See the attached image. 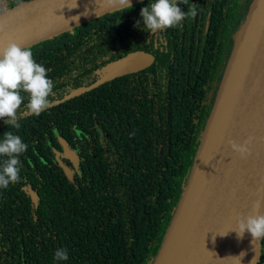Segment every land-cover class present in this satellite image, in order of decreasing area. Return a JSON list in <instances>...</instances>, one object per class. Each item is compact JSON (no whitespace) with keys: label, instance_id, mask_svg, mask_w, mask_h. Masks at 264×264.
Wrapping results in <instances>:
<instances>
[{"label":"trees","instance_id":"1","mask_svg":"<svg viewBox=\"0 0 264 264\" xmlns=\"http://www.w3.org/2000/svg\"><path fill=\"white\" fill-rule=\"evenodd\" d=\"M209 1L205 12L206 0L180 3L182 11L196 4L197 16L157 33L141 16L155 0H144L29 47L55 86L39 116L21 106L19 129L0 119V139L12 131L28 145L20 181L0 189V264L155 263L227 67L223 37L237 0ZM137 50L153 65L73 95ZM58 135L78 157L72 179L53 151H62ZM58 248L68 249L67 261L54 260ZM256 264H264V239Z\"/></svg>","mask_w":264,"mask_h":264},{"label":"water","instance_id":"2","mask_svg":"<svg viewBox=\"0 0 264 264\" xmlns=\"http://www.w3.org/2000/svg\"><path fill=\"white\" fill-rule=\"evenodd\" d=\"M144 0H131L132 5ZM28 0L0 13V24L5 30L0 32V53L9 42L31 47L46 40H52L60 34L70 31L86 22L106 14L124 9L108 0ZM87 12V15L84 13ZM79 16V22L71 18ZM258 24L257 36L250 57L246 77L236 111L231 120L227 136L223 143L216 170L206 185L197 218L185 243L171 264H256L264 238L258 247L252 243L253 237L245 233L239 238L236 231L237 220L241 215L255 214L253 204L264 200V0H253L249 14L236 41L231 59L228 62L221 87L210 115L198 155L191 171L185 192L168 230L161 251L154 264H160L168 239L175 227L185 203L191 180L199 162L210 125L219 107L222 93L229 78L231 65L240 48L246 41L251 28ZM154 57L137 50L107 64L99 78L89 86L78 88L73 95L95 89L99 85L124 75L145 70L154 63ZM249 136L255 137L251 155L241 157L232 150L229 141L243 143ZM62 151L53 147L56 159L69 179L79 170L78 157L70 143L58 135ZM63 159L71 162L73 168L66 166ZM31 198L38 206L39 195L29 189ZM264 213V207L260 209ZM245 253L241 258L240 254Z\"/></svg>","mask_w":264,"mask_h":264},{"label":"clouds","instance_id":"3","mask_svg":"<svg viewBox=\"0 0 264 264\" xmlns=\"http://www.w3.org/2000/svg\"><path fill=\"white\" fill-rule=\"evenodd\" d=\"M120 8H132L131 0H108ZM180 3L188 4V0H155L141 10L145 29L151 33L160 30L182 26L186 18H195L198 14V6L191 4L187 11H182L178 6ZM75 0L74 6L77 7ZM87 15V12L84 13ZM77 23L80 17L71 18ZM140 22L137 21V27ZM5 26L0 24V32ZM54 81L48 78L47 69L37 63L33 58L30 48L24 47L15 41L9 42L0 53V119H3L8 127L19 129V110L24 105L28 113L39 116L43 111L52 106L49 97L53 94ZM22 93H27V103ZM255 137L249 136L243 143L232 140L229 144L233 151L240 156L251 155L250 145ZM28 145L23 142L19 135L12 131H6L3 139H0V157H5L0 163V189H6L12 183L19 182L21 160L19 157L27 151ZM264 207V200H257L253 204V212L247 216L241 215L237 220L236 231L239 238L250 233L253 237L252 243L257 247L258 242L264 238V213L260 212ZM245 253H241L243 257ZM69 259L67 248H58L54 253V260L67 261ZM255 260V259H254ZM253 260V261H254ZM253 261L251 264H253Z\"/></svg>","mask_w":264,"mask_h":264},{"label":"bare ground","instance_id":"4","mask_svg":"<svg viewBox=\"0 0 264 264\" xmlns=\"http://www.w3.org/2000/svg\"><path fill=\"white\" fill-rule=\"evenodd\" d=\"M257 31L258 24H255L233 60L229 78L226 81L219 107L206 136L185 203L169 236V243L165 248L160 264H171L174 259L176 260L178 252L181 251L197 218L202 196L207 183L216 170L223 143L239 102Z\"/></svg>","mask_w":264,"mask_h":264},{"label":"flooded vegetation","instance_id":"5","mask_svg":"<svg viewBox=\"0 0 264 264\" xmlns=\"http://www.w3.org/2000/svg\"><path fill=\"white\" fill-rule=\"evenodd\" d=\"M253 0H237V5L230 14V19L227 27V36L223 37V42L225 43L226 50L224 52V62L228 63L232 53V48L240 35L241 29L244 25L245 16L249 12ZM204 4V12L208 11L207 8L211 4L209 0H206ZM203 12V13H204Z\"/></svg>","mask_w":264,"mask_h":264},{"label":"rangeland","instance_id":"6","mask_svg":"<svg viewBox=\"0 0 264 264\" xmlns=\"http://www.w3.org/2000/svg\"><path fill=\"white\" fill-rule=\"evenodd\" d=\"M5 1H6V0H0V7H4V6H5ZM249 11H250V10H249ZM1 12H2V11H1ZM1 12H0V13H1ZM248 14H249V12H248L247 15L245 16V20H246ZM244 23H245V21H244ZM234 48H235V44H234V46H233V48H232V53H231L230 59H231V57H232V55H233ZM227 65H228V63H227Z\"/></svg>","mask_w":264,"mask_h":264},{"label":"built area","instance_id":"7","mask_svg":"<svg viewBox=\"0 0 264 264\" xmlns=\"http://www.w3.org/2000/svg\"><path fill=\"white\" fill-rule=\"evenodd\" d=\"M7 9L6 5L4 7H0V12L2 11H5Z\"/></svg>","mask_w":264,"mask_h":264}]
</instances>
